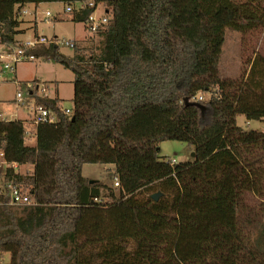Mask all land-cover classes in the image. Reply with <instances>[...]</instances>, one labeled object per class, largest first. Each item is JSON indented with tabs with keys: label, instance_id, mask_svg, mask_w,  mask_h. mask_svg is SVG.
Listing matches in <instances>:
<instances>
[{
	"label": "trees",
	"instance_id": "1",
	"mask_svg": "<svg viewBox=\"0 0 264 264\" xmlns=\"http://www.w3.org/2000/svg\"><path fill=\"white\" fill-rule=\"evenodd\" d=\"M43 3L78 6L73 21L100 47L33 50L74 73L70 114L35 91L54 124L0 118V151L17 165L0 184L35 203L0 206V264H264V132L237 123L264 122V55L240 77L220 72L226 30L264 28V0H0V42L19 46L21 9ZM164 141L194 160L160 157ZM85 164L110 165L114 185Z\"/></svg>",
	"mask_w": 264,
	"mask_h": 264
},
{
	"label": "rangeland",
	"instance_id": "2",
	"mask_svg": "<svg viewBox=\"0 0 264 264\" xmlns=\"http://www.w3.org/2000/svg\"><path fill=\"white\" fill-rule=\"evenodd\" d=\"M65 3H43L39 6L25 5L19 14L21 32L16 36L18 41H25L36 36H44L48 39L57 38L59 41L74 43L84 49L93 47L99 51L100 37L90 33L83 23L73 21L74 11L78 6L71 7L73 12H67ZM51 13L50 17L46 13ZM104 13L102 5L98 6L94 20H101ZM87 50V49H86ZM76 49L60 46L59 52L67 57H72ZM256 53L264 55V28L240 33L226 30L225 42L220 57V72L224 77L237 78L249 69V61ZM90 54V53H89ZM15 73H2L0 81V115L4 118L16 121L17 118L26 119L28 110H17L14 104L15 96L19 90H24L27 82H36L39 94L49 98H59L63 109L73 107L74 97V73L53 61L38 59L32 62L19 63ZM21 83V87H18ZM44 89V91H42ZM18 116H17V115ZM2 118V117H0ZM4 118H2L4 120ZM238 125L246 131L264 132V122L259 120H247L239 117ZM29 145H35V140L28 139ZM194 147L179 141H164L159 146V155L175 163L192 162ZM110 165L85 164L82 167V175L90 181H101L109 186L114 185L108 170ZM22 172H31V166H22ZM2 262H10V254H4Z\"/></svg>",
	"mask_w": 264,
	"mask_h": 264
},
{
	"label": "built area",
	"instance_id": "3",
	"mask_svg": "<svg viewBox=\"0 0 264 264\" xmlns=\"http://www.w3.org/2000/svg\"><path fill=\"white\" fill-rule=\"evenodd\" d=\"M67 12H71V7H67ZM47 17L51 16V13H46ZM93 24L91 27V31H96L97 28L101 25V23H106V20H94L92 18ZM55 44L60 49V46H67L70 48H75L74 43H66L64 44L62 41H59L57 38L48 39L44 36H36L27 41L21 42L19 46L13 47L8 46L0 42V81L2 80V73L11 72L15 73V68L19 63L25 61H35L37 57L33 54V50L37 47ZM18 87H21V83ZM39 85L36 82H27L24 90H19L15 96V105L17 110H28L27 119L24 121L25 123L30 124L33 128L37 127L40 124H54L57 121L56 115L53 111L45 109L42 106H36L34 97L35 91H37V95L39 94ZM44 91V89L42 90ZM203 96L199 95L197 98H193V101H202ZM66 114H70V109L65 111ZM5 114H1L0 117L4 118ZM4 120L9 121L4 118ZM29 132V131H28ZM17 168L16 164H10L5 160V156L3 151H0V169L4 168ZM116 185H119L117 182ZM1 205H10L14 207H22V206H30L35 205L34 202L30 199V197L23 193L22 190L11 184H0V206Z\"/></svg>",
	"mask_w": 264,
	"mask_h": 264
},
{
	"label": "water",
	"instance_id": "4",
	"mask_svg": "<svg viewBox=\"0 0 264 264\" xmlns=\"http://www.w3.org/2000/svg\"><path fill=\"white\" fill-rule=\"evenodd\" d=\"M185 103L190 104L188 99L185 100ZM192 156L194 157V153L192 154ZM159 197H160V194L153 195V199L156 201L158 200Z\"/></svg>",
	"mask_w": 264,
	"mask_h": 264
},
{
	"label": "crops",
	"instance_id": "5",
	"mask_svg": "<svg viewBox=\"0 0 264 264\" xmlns=\"http://www.w3.org/2000/svg\"><path fill=\"white\" fill-rule=\"evenodd\" d=\"M29 40V39H28ZM25 41H27V40H25ZM20 42H22V41H20ZM24 42V41H23ZM38 60V59H37ZM14 104H15V101H14ZM17 115V114H16ZM18 116V115H17ZM27 119V118H26ZM26 119H21V118H17V120H21V121H25ZM10 121V120H9ZM33 139V138H32ZM33 140H35V139H33Z\"/></svg>",
	"mask_w": 264,
	"mask_h": 264
}]
</instances>
